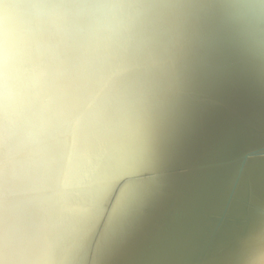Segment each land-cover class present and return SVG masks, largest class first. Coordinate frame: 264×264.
Returning a JSON list of instances; mask_svg holds the SVG:
<instances>
[{
  "label": "bare ground",
  "instance_id": "bare-ground-1",
  "mask_svg": "<svg viewBox=\"0 0 264 264\" xmlns=\"http://www.w3.org/2000/svg\"><path fill=\"white\" fill-rule=\"evenodd\" d=\"M250 1L264 18V0ZM213 5L0 0V264L68 262L113 176L158 140L196 70L222 71L195 54ZM258 243L245 264H264Z\"/></svg>",
  "mask_w": 264,
  "mask_h": 264
},
{
  "label": "water",
  "instance_id": "water-1",
  "mask_svg": "<svg viewBox=\"0 0 264 264\" xmlns=\"http://www.w3.org/2000/svg\"><path fill=\"white\" fill-rule=\"evenodd\" d=\"M212 1L195 54L222 71L196 70L66 264H245L264 240V18L250 0Z\"/></svg>",
  "mask_w": 264,
  "mask_h": 264
}]
</instances>
